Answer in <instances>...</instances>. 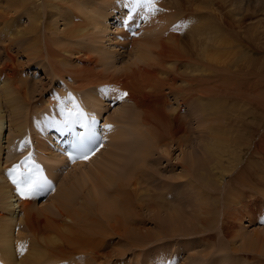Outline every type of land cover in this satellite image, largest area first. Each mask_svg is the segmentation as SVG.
<instances>
[{"label":"bare ground","instance_id":"1","mask_svg":"<svg viewBox=\"0 0 264 264\" xmlns=\"http://www.w3.org/2000/svg\"><path fill=\"white\" fill-rule=\"evenodd\" d=\"M159 3L168 13L144 25L138 37L127 40L118 26L109 37L136 63L120 74L96 75L91 87L89 83L78 90L86 104L95 105L103 101L99 86L111 82L128 88L124 103L129 106L121 108L120 121L131 119L137 125L133 126L135 141L122 142L123 134L110 132L112 150L102 159L101 149L70 166L72 175L66 174L46 202L38 205L32 199L18 201L3 174L4 165L14 156L9 146L31 128V118L36 124L34 135L50 130L49 118L34 114L47 112L51 103L42 104L36 97L42 90L25 82L19 59L27 65L36 61L41 68L50 67L55 78L67 75L66 68L58 66L71 56L93 64L85 51L88 45L74 46L88 38L95 45L102 42L97 30L121 12V2L0 0V255L9 264L52 260L117 264L129 250H143L165 235L195 236L204 243L218 235V246H203L208 249L200 252L202 259L219 248L240 264H264V231L245 235L238 230L243 217L257 218L261 206L257 202L264 198V57L256 56L264 49V28L255 30L253 24L242 34L245 17L237 19L239 13L229 9L233 23L228 21L225 0ZM96 4L102 5L100 10L84 11L83 6L92 9ZM173 20L165 32L166 23ZM49 113L55 117L58 112ZM188 121L196 128L190 129ZM193 132L196 136L190 139ZM37 140L44 162L64 164L62 156L41 138ZM173 146L182 153L186 147L190 153L180 165L183 172L168 177L170 183L186 180L194 190L189 211L177 206L181 198L171 197L169 182L157 184L160 168H153L162 162L160 153L172 155ZM5 148L8 154L3 162ZM85 165L89 167L76 171ZM55 171L51 166L56 179ZM148 222L158 230L148 227ZM19 240L28 243L20 257L14 250Z\"/></svg>","mask_w":264,"mask_h":264},{"label":"rangeland","instance_id":"2","mask_svg":"<svg viewBox=\"0 0 264 264\" xmlns=\"http://www.w3.org/2000/svg\"><path fill=\"white\" fill-rule=\"evenodd\" d=\"M185 1L186 0H184V2ZM225 2H227L224 4L225 5L224 7H225L226 17H228V19L227 18L226 19L228 21L233 23V20H232L233 18L230 19L232 17V15L227 14L229 9H230V12H234V13L238 12L239 13V16L237 19H240V17H242V16L245 17V20H244L245 24L242 26L243 29H241L242 34H244L245 30L248 31V30L252 29L253 24H255V25H253L254 26L253 28H255V30L259 27L264 28V0H225ZM237 3H238V6H237ZM100 6H102V5L96 4V7H93L92 9H90L87 6H83V7H84V11L86 13L91 12L93 14L92 11L100 10V8H99ZM241 7H243V8H241ZM239 9H240V12H239ZM244 11H245V13H244ZM223 12H224V10H223ZM115 14H117V13H115ZM115 14L114 15L112 14V16H110L105 22H103L104 19H102V22H103L102 27L101 28L99 27L100 28L99 31L97 30V32H100L101 39H103L102 42L95 45L88 38V39H86L88 41H85V42L83 41L84 43H82V41H81L82 44L80 43L79 47L74 46V48H81V46L85 48L88 45L85 48L86 50L84 48L83 49L85 51L89 52V55L91 56L92 61H94L93 64H91L89 61L88 62L84 61L85 64H84V62L82 63L80 61H76V60H78V58L76 57V55H74L73 57L72 56L70 57L71 60H65L63 62V64H60L58 66L62 70H64L63 67H65L66 68L65 70H67V71L64 70L67 75H64L65 73H63V75H64L63 79L65 77H69V79L71 80V84L69 82H64V84H66L68 87L74 89L77 93H79L81 95L83 101H84V98H83L82 94L78 91L79 87H81L83 85H88L90 83V81L93 83V81H94L93 79H96L97 76H104L103 74H106V72H107L106 75L117 74V72L122 73V72L126 71L130 65H132V62L134 60H136L134 57L131 58V56H129L128 51L126 49H121L120 47H117L116 44H113L112 41H110L111 35L112 34L115 35L117 33V31H115V30H117L116 26L118 23L116 21H114V19H110V18H116ZM85 17L86 16L84 15L83 18H85ZM88 17L90 18L91 16L88 15ZM102 17H106L104 13H102ZM85 19L87 20V18H85ZM23 25H26V20H24ZM60 27H62V26L60 25ZM62 29L63 28H61V30ZM104 32H105V34H104ZM58 34H59V36H56V37H60V33H58ZM247 36H248V34H247ZM242 37H246V35H243ZM91 47H93V48H91ZM91 51H92V53H90ZM2 52L4 53V49H2ZM256 56L261 57V58L264 57V49H261ZM19 60L22 61V62H20V64L23 66V67H21V70H22V75H23L25 82L27 84H30V83L33 85L36 84V85H38L40 90H42V92L39 95H37L36 97L38 99H40V102L42 104H44V103H51L52 104L53 103L52 104L53 111L51 113L59 112L60 107L62 106V103H63V101L60 98L53 97V96H55V94H52L50 96L51 98L50 97L44 98L45 91L48 90L49 86L52 85V83L56 80L55 77L51 76L52 73L50 71V67L41 68L35 64L36 61L27 65V64H25V62H26L25 59L22 58ZM134 63H136V61H134L133 64ZM90 69H91V71H90ZM92 71H93V73H92ZM90 74L93 75L94 78H92L93 77L92 76L91 79L88 80V77L90 76ZM57 78H60V77H57ZM60 79L62 81V78H60ZM37 82H38V84H37ZM92 83L89 84L90 87L92 86ZM59 87L60 86H58L57 88H59ZM99 87H101V90L104 91L103 101L97 102V104H95L97 107H95V105H88L85 103L91 109L93 107H95L94 109H96V110L100 109L101 107H102L101 109H104L105 104L108 102L106 97H105L106 96V93H105L106 87L105 86H99ZM42 98H44V99H42ZM100 105H102V106H100ZM126 106H129V103L126 102V104H125L124 101H121L113 109H111V110L108 109V113H107L108 115L107 116L110 120L115 122L114 128H116V129H114V128L111 129L110 132H115L116 134H118V132H119V133L124 135L120 139V141L133 143L136 139V137L134 135L136 128L133 127V126H135L134 125L135 123L133 121L131 122L130 121L131 119L128 120V119H122L121 118L122 122L120 121L121 115L119 112H121V110L123 108H125ZM47 112H50L49 109L47 110ZM184 117L189 120V116L186 117V114ZM129 122H131V123H129ZM190 123L191 122L188 121V124H190ZM116 125H118V126H116ZM130 126H131V130H130ZM189 126H191L190 129L196 128V125H194L192 127V124H190ZM8 127H9V125H8ZM128 127H129V129L127 131ZM186 127L189 128L188 126H186ZM143 130L147 131V129L145 127H143ZM8 131H9V128H8ZM121 131H123V132H121ZM195 131H197V130H195ZM7 133H10V131ZM7 133H6V136L10 138L9 135L12 136V134L10 133L9 135H7ZM193 135H194V132H193ZM195 136L196 135L191 137V135H190V139H193ZM4 146H6V144H4ZM112 146H113V143L111 142L110 139H108L107 143L105 144L104 149L102 148V151L103 150L104 151L100 155L101 158L99 157V159L103 158V155L105 152L109 153L110 150H112ZM182 150H183V153L181 152V150H179V149L175 148V146H173L171 148V151H172L171 156H166L163 154L161 155V153L158 155V158H161L162 162H161L160 166L158 164H157V166L156 165L153 166V168L154 167L160 168V171H159L160 176L158 175L159 181L157 182V184L161 183L162 185H164L165 182H169L168 177L171 178L174 175L177 176L181 172H183L180 165H181L184 158L189 159L190 153H189V149L186 147H184ZM4 152H5V149H3L2 161L6 162L8 150L5 153ZM154 159H156V158H154ZM88 165L82 166L80 169H77L76 171L79 170L80 172H82L85 168L87 169L89 167ZM4 167H5V165H4ZM53 168H55V170H56L55 175L57 174L59 176V177H57V175H56V177H57L56 179H58V183H57L58 186H60L62 184V182L66 179L65 178L66 174L72 175V173L70 172V167L67 168L66 172H64V170H62V172H60L61 170L58 169L57 165L56 166L54 165ZM59 173H60V175H59ZM174 181H176V180H174ZM186 184H187L186 180L176 181V182H171V183L169 182L168 189H172L171 197L174 200H176L177 198L178 199L181 198L179 200L180 202L177 203V206H180L181 210L187 211L188 205H190V203H192V200H194V198H192V196H194V190L190 191V188ZM153 186H154V189H157L158 191H160V189L156 188V185H153ZM56 187H57V185H56ZM166 192L168 194L170 193L168 190H166ZM181 194L183 196L180 197ZM187 196H189L188 199H187ZM47 198H44L43 200L41 199V201L37 202V204L42 205V203L46 202L45 200H47ZM263 200H264V198H263ZM263 200L261 201V199H260V201L257 202V204L262 206V204L264 203ZM171 202H172V200L170 199L169 203H171ZM165 215L166 214H163V216H165ZM249 219L250 218L243 217V219L238 222V225H239L238 230H241V233L243 232L245 235H248V234L253 235L254 233H256L259 230L264 231V223L263 222L258 221L257 218H252L253 219L252 221H249ZM147 226L150 228H154L155 230H158V227H156V224L154 225V223L152 224L151 222H148ZM219 241L220 240H219L218 235L215 236L214 241H208L205 243L203 241H201L198 237H195V236L193 238H188V237H184V236H179V237L173 236L172 238H167L165 235L161 238H157L156 240H154L153 242L148 244V246L150 245L151 247L150 246L146 247L143 250H141L139 248L132 249L131 251L129 250L128 251L129 253L127 252V254L125 256L118 257V259H120L123 262V261H125L124 259L127 260V258H130L131 261H135L138 264H149V263L150 264H162L163 260L165 259L164 257L166 256V254L171 252V253L175 254V257H176L175 261L177 262V264H240L238 258H236L232 255L225 256V253H224L225 251L220 250L219 248L212 249V251L210 252L209 258L202 259L200 252L207 250L208 247H210V246H213V247L218 246L217 243ZM212 242H214V243H212ZM239 243H241V242H239ZM203 246H208V247L204 248ZM221 256H224V257H221ZM114 257L116 258V256H114ZM121 261H118L115 263L119 264V262H120V264H122ZM108 264H114V263L111 262ZM128 264H129V262H128ZM243 264H245V262Z\"/></svg>","mask_w":264,"mask_h":264},{"label":"snow or ice","instance_id":"3","mask_svg":"<svg viewBox=\"0 0 264 264\" xmlns=\"http://www.w3.org/2000/svg\"><path fill=\"white\" fill-rule=\"evenodd\" d=\"M155 0H130V6L132 12H136L138 8L144 7L154 10ZM130 14L124 21V26L127 27L130 20H132ZM136 33L134 32L133 35ZM105 91H110L105 89ZM128 95L127 92L118 93L114 99L122 100ZM69 101H74V98L69 95L67 98ZM75 110H65L61 108V115L64 116V120L56 121L52 120V127H58L61 132H67L71 134V151L68 153L69 159L75 161V159L87 160L92 156L99 147L102 146L101 141L103 140L102 130H98V123L94 115H86L79 104L74 103ZM79 126L82 130L77 131L76 126ZM105 128L111 130V125H105ZM27 146V141L22 143V147ZM9 176L11 182L15 185L16 193L23 199H28L34 196L45 194L49 191L54 190L53 181L45 175L44 170L37 165L32 158V153L24 157L19 163L13 165L9 170ZM26 249V245L20 246V252Z\"/></svg>","mask_w":264,"mask_h":264}]
</instances>
